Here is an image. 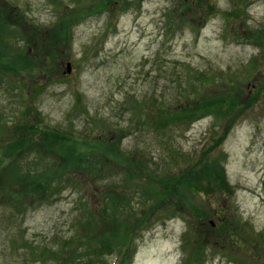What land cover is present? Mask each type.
Wrapping results in <instances>:
<instances>
[{
	"label": "rangeland",
	"instance_id": "374dc122",
	"mask_svg": "<svg viewBox=\"0 0 264 264\" xmlns=\"http://www.w3.org/2000/svg\"><path fill=\"white\" fill-rule=\"evenodd\" d=\"M0 10L7 21L27 30L34 26L38 31L33 33L40 36H30L23 44L14 41L20 48L0 43V76H7L0 83L1 137L35 112L41 126L55 134L66 130L88 142L111 140L106 127L118 129L135 120L134 105H147L136 120L143 122L149 112L157 116L152 102L178 105L185 99L171 101L183 93L178 85L198 83L199 73L216 80L225 73L216 89L225 93L233 84L245 91L241 102L255 98L212 152L223 162L232 197L226 193L221 198L211 189L203 197L184 195L190 206L187 220L169 215L163 206L133 225L137 213L153 203L139 192L151 191L149 176L186 171L221 126L211 116L161 131L141 123L140 130L130 129L121 146L131 152V159H142L144 168L128 175L126 168L102 156L107 169L93 161L90 173L70 170L76 171L80 185L63 190L51 202L32 208L27 204L25 210L0 204V264H58L61 259L65 264H115L119 258L118 264H182V241L201 240L189 230L198 226L208 233V241L219 242L207 246L202 264H264V91L257 92L264 83V56L259 54L264 48V0H0ZM182 10L191 16L181 15ZM72 18L62 35L57 28ZM43 36L47 41L40 40ZM251 60L252 72L247 70ZM122 193L133 202L136 215L129 214L131 225L124 224V234L116 240L124 252L118 260L110 253L94 257L87 245L96 239L89 231L85 240L91 243L67 247L69 238L84 234L78 233L87 218L84 204L95 208L99 218L107 194L114 203ZM195 209L209 215L194 214ZM223 221L230 226L218 229Z\"/></svg>",
	"mask_w": 264,
	"mask_h": 264
},
{
	"label": "trees",
	"instance_id": "16d2710c",
	"mask_svg": "<svg viewBox=\"0 0 264 264\" xmlns=\"http://www.w3.org/2000/svg\"><path fill=\"white\" fill-rule=\"evenodd\" d=\"M184 5V2L180 4L181 7ZM182 12L181 15L187 14V16H191L189 13H185V10H182ZM20 21V18H18L17 22ZM3 23L4 21H0V33L5 28ZM71 23H73V18L67 20L66 23L63 22L57 29L64 35L65 30L69 28ZM33 27H29L30 30H26L27 41L30 36H37V39L40 37L37 33H33V30L38 31ZM38 33L43 34L42 32ZM43 37L40 40L47 41V38ZM260 53L264 56L263 47H261ZM27 60L30 61L29 57ZM254 63L255 61L251 60L247 64L248 71L251 72L255 69ZM4 69L9 70L8 68ZM41 70L43 72V68L39 66V75ZM15 75L21 74L15 72ZM196 79L198 83H190L186 86L178 85L183 93H178L171 99V101H175L185 98L182 101H178V105L174 106L172 103L166 104L164 102L158 103L159 101L157 103L152 102L151 106L156 107L157 116L149 112L145 120H142L143 122L136 119L139 116V109L147 105L145 102H139V106L134 105L133 111L138 110L132 115L135 120L118 129L110 130L111 126L106 127L112 133L111 137L113 138L111 140L107 138V140L103 139L101 141L99 139L88 142L86 137L72 136V133L66 130L55 134L54 131H49L47 127L43 128L41 126L39 114L35 112L28 113L27 119H24V121L19 120L13 124L11 134L4 137L0 136V204L7 203L11 204L15 210H18V207L25 210L27 204H29L28 207L32 208L38 207L40 202H51L63 190L80 185L76 171L70 172V170L77 169L90 173L95 169L93 161L101 165L100 168L107 169V163L103 164L102 156H105V159H108V156L113 165L126 168L128 175L130 173L133 174L137 168H144L145 163L142 159H131V152L122 149L121 141L127 136L131 128L140 130L141 123L151 127L154 126L156 131L167 130L172 127L180 128L205 116H212L215 123L221 124L220 131L213 133L209 146L202 151L195 162H190L191 164L186 166V171L179 174L163 175L160 178H158V175L155 179L153 174L149 176L154 183L151 191L148 188L147 190H142L141 188L139 192L146 198L144 199L145 202L153 200V203L148 208L143 207L142 212L137 213L139 217L133 225L143 223L151 216V210L163 206L168 207L169 215L186 217L187 220L188 215L186 213H188L190 206L185 203L184 195L193 198V195L203 194L201 195L203 197L209 194V189L218 192L222 195L221 198L226 193L232 195L233 192L226 181L224 168L220 160L212 155V152L225 140L233 125L249 111L248 109H251L252 106L250 104L255 98L251 97V101L241 102V97L245 94L242 88L234 89L233 84L228 83L231 85V89L224 93L220 88L216 89V86L221 84L216 80V77L199 73ZM213 88L216 90H213ZM258 88L259 86L257 87V92H263L264 83L260 85L259 90ZM27 110L30 111L29 109ZM115 133H118V137ZM91 156H95V158L89 160ZM27 158H31V160L26 162L25 159L27 160ZM60 158L62 161H59ZM24 161L25 163L21 166L20 162ZM80 162H82L81 166L79 165ZM138 188L140 187L138 186ZM216 201L221 203L218 199ZM103 202L105 205L98 211L100 213L99 218L95 215V208L89 209L88 204H84L87 218L83 223L84 228L78 231V233L84 232V234H81V238L80 236L78 238H69L66 242L67 247L69 245L74 246L77 243L85 245L89 242L91 243L92 241L85 240L88 239L87 231H89L94 235L93 238L96 239L92 246L87 245L88 250L93 253L94 257L100 259L105 254L115 251L120 252L117 249L119 246L117 244L119 243L116 240H119L124 234L123 230L125 228L123 229L122 226L124 224L126 226L131 225L128 216L129 214L136 215L134 204L132 201H128L123 193L117 196L114 203L107 194V198H104ZM215 208L211 206L210 209L213 210ZM201 210L203 209H195L194 214H199L202 217L209 215L207 211L201 212ZM126 218L128 219L125 220ZM228 226L230 225L223 221L219 224L218 229L221 227L224 229ZM190 229L195 233L194 235L198 233L197 235L201 240L193 242L189 240L182 241V251L185 255L182 264H202L207 246L209 244H219V242L216 239L208 241V233L204 234L205 230L200 229L199 226L198 230ZM95 232H98V235L94 234ZM246 237H250V235ZM52 254L59 256L61 251H55ZM73 254L75 258L76 253L73 252ZM62 260L58 264H65Z\"/></svg>",
	"mask_w": 264,
	"mask_h": 264
},
{
	"label": "clouds",
	"instance_id": "9594fccd",
	"mask_svg": "<svg viewBox=\"0 0 264 264\" xmlns=\"http://www.w3.org/2000/svg\"><path fill=\"white\" fill-rule=\"evenodd\" d=\"M149 264H156L155 261H149Z\"/></svg>",
	"mask_w": 264,
	"mask_h": 264
},
{
	"label": "water",
	"instance_id": "95a60500",
	"mask_svg": "<svg viewBox=\"0 0 264 264\" xmlns=\"http://www.w3.org/2000/svg\"><path fill=\"white\" fill-rule=\"evenodd\" d=\"M68 68H69V66H68ZM68 71H70V70H68Z\"/></svg>",
	"mask_w": 264,
	"mask_h": 264
}]
</instances>
